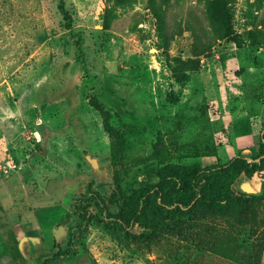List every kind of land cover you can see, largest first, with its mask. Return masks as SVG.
<instances>
[{
    "label": "rangeland",
    "instance_id": "obj_1",
    "mask_svg": "<svg viewBox=\"0 0 264 264\" xmlns=\"http://www.w3.org/2000/svg\"><path fill=\"white\" fill-rule=\"evenodd\" d=\"M92 98L126 135V194L165 163L251 162L264 130V0H0V180L34 154L36 184L53 171L66 183L54 181L55 204L39 212L46 232H21L7 264H264V201L241 221H210L204 245L195 227L146 239L97 218L78 230L71 198L110 181ZM245 182L236 192L263 194L264 175Z\"/></svg>",
    "mask_w": 264,
    "mask_h": 264
},
{
    "label": "trees",
    "instance_id": "obj_2",
    "mask_svg": "<svg viewBox=\"0 0 264 264\" xmlns=\"http://www.w3.org/2000/svg\"><path fill=\"white\" fill-rule=\"evenodd\" d=\"M60 10L64 12L61 6ZM213 13L218 23L231 33L232 18L228 10L220 7ZM89 106L100 116L102 129L111 143L110 181H92L85 194L78 199L71 198L70 206L79 222L78 230L97 218L108 230L121 229L146 239L182 233L195 227L197 241L204 245L208 243L204 232H213V227L203 230L210 221L218 222L228 217L241 221L237 217L242 216L250 205L264 201V192L255 196L234 190L241 176L252 179L255 175H264V132L257 141V155L251 152V162L240 153L225 164L205 168L165 163L155 176L148 175L137 189L126 194L122 189V177L132 167L126 161V135L112 125L111 114L104 105L92 98ZM156 156L152 159H158ZM141 162L136 161L135 166ZM95 184L99 185L97 190L93 189ZM114 211L118 213L113 214Z\"/></svg>",
    "mask_w": 264,
    "mask_h": 264
},
{
    "label": "crops",
    "instance_id": "obj_3",
    "mask_svg": "<svg viewBox=\"0 0 264 264\" xmlns=\"http://www.w3.org/2000/svg\"><path fill=\"white\" fill-rule=\"evenodd\" d=\"M261 132H264V130ZM26 159L27 161L24 160L25 163L23 165L18 166L17 169H13L14 172L7 178L9 180L12 176L16 177L20 185L16 184L12 188H6L7 180H0V246L9 253L7 258V255H3L0 252V264H7L9 262L8 259H14L12 255L13 245L16 246L19 243L18 235L21 232L24 231L23 240L30 242H36L33 239L34 235L38 236L46 232L40 226L42 220L39 217V212L55 204L51 197L53 195L52 187L54 181L55 183H59L63 191H65L66 187L64 176L60 175L57 180L55 171L52 172V176L44 178L43 182L48 181L45 188H42L39 182L36 184V179L32 177L33 171L38 170L36 158L34 154H30ZM244 179L247 178H243V176L239 178L238 181L241 184L236 186L238 181L236 182L234 185L235 191H237L236 187L240 189L243 183H247L245 181L248 179ZM62 203L64 204V201ZM9 214L14 215L18 221H12L11 223L9 221ZM47 230L49 229L47 228ZM23 240L21 239V241Z\"/></svg>",
    "mask_w": 264,
    "mask_h": 264
}]
</instances>
